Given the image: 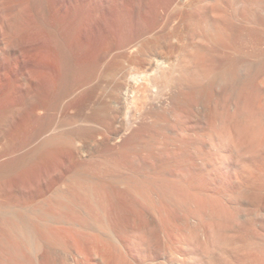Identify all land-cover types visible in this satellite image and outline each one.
Returning a JSON list of instances; mask_svg holds the SVG:
<instances>
[{"label":"bare ground","instance_id":"6f19581e","mask_svg":"<svg viewBox=\"0 0 264 264\" xmlns=\"http://www.w3.org/2000/svg\"><path fill=\"white\" fill-rule=\"evenodd\" d=\"M39 4L55 54L17 43L11 12L0 44L25 85L54 67L65 100L0 150V178L37 169L0 183V264H264V0L115 4L122 33L79 75L67 6Z\"/></svg>","mask_w":264,"mask_h":264},{"label":"rangeland","instance_id":"374dc122","mask_svg":"<svg viewBox=\"0 0 264 264\" xmlns=\"http://www.w3.org/2000/svg\"><path fill=\"white\" fill-rule=\"evenodd\" d=\"M27 1L28 0H26V1L25 0H17V1L16 0H13V1L12 0H7V1L6 0H0V25L2 24L5 27L6 19L11 18L9 13L10 12L13 13L12 18H14L13 19L14 22L17 21L18 24L15 22L17 24V26L22 22L18 26L19 28L17 29V30H19L20 35L17 33L15 34V38L17 39V40L15 39V40L17 41V43L23 42L21 44H25L28 41L29 43L30 42L31 43L35 42L36 44L40 43L42 46H44V44H45V47L43 49L48 50V48H50L51 49L50 51L53 54H55L53 51H54V49L57 50L55 48L57 46L52 45V44H56L54 41V36L52 38H50L53 33L51 31H49L44 25H42L43 24L42 21H40L38 19V12L36 10V8H37L36 5L39 3H33L34 1H32V0L31 1L29 0L28 2ZM39 1H40L39 5L40 6L42 5V7H39V5H38V8H40V9L42 8L41 10H44L43 11L44 15L43 14L42 15L44 16V18L47 19V20L45 19L46 21H51L56 16L55 12L57 13L60 10V6L63 7V9H65V10L68 8L69 11L66 10V15H69L70 19L67 17L66 20L70 21V23L67 22L68 24H70V26H69L70 30L69 29L67 30V34H68V31L70 33L67 35V42H68V46L72 44L71 46H69V49L71 47V49L74 50V51L71 50L72 57L74 56V60L76 59L79 62L78 63L75 60L76 61V68H77L76 70L78 72V75L80 72L79 70L85 69L88 65L92 64L91 63L92 61H95L98 59V58L97 59H95V58L100 54V52H101L100 49H102V47H103L100 45L105 46L106 44L110 43L109 41H111L110 39H112V38L109 36H112L114 33V36H113V38H114L116 35H120L122 33V32H118L122 28V26H121L122 24L117 25V22L122 23V20L119 21L121 19V15H119L120 13H117V11L119 10V9H117L119 6V3H120L119 7L122 6V7L126 8V10L130 8V13H131V0H117V1H119L118 3L115 0H84V4H81V3H83V0H80V1L76 0L77 2L75 0H73V1L69 0L70 2L68 0H65V2H64V0L63 1L62 0H38V2ZM55 1H57V2H55ZM61 1H62L63 6L61 3H58ZM121 2H123L122 4L124 6L121 5ZM53 3H55L56 6L53 5ZM78 3L81 4L82 6L79 5ZM51 4L55 8H57V9L59 8V10L58 11L53 10L54 8ZM58 4H59V7H58ZM115 4H118V6ZM3 5H5V6H3ZM19 5L23 6V7H20ZM32 5H35L36 8L34 9L35 6L33 7ZM64 5H65V7L67 6V8H65ZM2 9H6V10H2ZM1 10H2V12H1ZM51 10H53V12H54V13L52 12L53 14L51 13L52 15H50ZM75 10L77 11V13ZM48 11H49V14L47 13ZM67 11H68V13H67ZM78 11H79V13H78ZM127 12L129 13V10H127ZM45 13H47V15ZM115 13H116V15H115ZM130 13L128 14L129 16L131 15ZM20 14H22V15H20ZM77 14H79V15H77ZM5 15L7 17H5ZM53 15H54V17H53ZM8 16H9V18H8ZM16 16H17V18H16ZM117 16L119 18H117ZM4 19H5V21H4ZM15 19H17V20H15ZM20 19H22V20H20ZM116 19H118V20H116ZM34 20L36 22L38 21L37 22L38 24L41 22L39 24L40 26L38 24H36V22ZM107 21H109L108 22L109 24H107ZM103 22H106L107 26L109 25L110 28H112V29H110L109 27L107 28V26H105V27H103L104 28V30H103L102 29V26L104 25ZM99 23L100 24L102 23L103 25L102 24L100 25ZM113 23H114V26L116 24L118 28L117 27L114 28V26L112 27L111 25ZM120 26H121V28H119ZM71 27H73V28H71ZM20 29H21V32H20ZM114 29H116L118 31H115ZM4 30L6 31L5 28H4ZM105 30H108V33ZM102 31L104 33H102ZM116 32H118V33H116ZM5 35L6 34H4V36ZM103 35H104V37H103ZM105 35L108 37H106ZM17 37H20V38L22 37V38L18 39ZM102 37L105 39H103ZM22 39H23V41H20ZM52 39H53V41H52ZM107 39H108V41H106ZM102 40H103V42L105 41L104 42L105 44H103ZM48 41L50 43L52 42L51 43L52 48H51L50 43ZM72 41H73V43H72ZM46 42H48V44ZM29 43H27V44H29ZM1 44H0V150H11V149H18V148L20 149L24 145V143L38 129V126L41 123V121L49 118L53 112L55 113V111H57V109L55 107H57L58 104H64V102L62 103V100H65V98L63 96H61V97H63V99L58 101L61 103L57 102L58 104H55L56 106H53L54 100H55L54 95H53V91H56V89H57L56 87L59 86L60 82H59V80L57 81V79H58L57 75L58 74L57 73H56L57 75L55 74L56 70L54 71L55 68L52 66H50L51 70H49V68L47 69L46 67L39 68L40 71H42L41 75H40V72H38L36 74V72L39 71V69H36L35 70L36 72L33 70L34 71L33 74L35 73L34 75L36 76V78L38 77V79H37L38 81L36 82V78L34 76L33 78L35 80H33V83L30 86H29V84H26L29 86V87H26L25 83H23V81H22L23 78L20 75L21 70L17 69L15 66H13V65H15V63L13 61L14 59L12 58V56L9 57V55L7 53L8 48L6 47V45L3 46V44H5V43H1ZM73 46L75 47L74 49H73ZM46 47H48V48L45 49ZM98 49H99V52H98ZM5 51H6L7 55H5L6 54ZM57 54H58V52H57ZM57 54L55 56H57ZM92 56H94L95 58ZM7 57H9V58L7 59ZM92 58H94V59H92ZM90 59L92 61H90ZM12 63H13V65H12ZM79 64H80V66L82 65L81 66L82 69L79 66ZM83 65L85 66V68ZM11 66H13V67H11ZM77 66H79L80 69H78L79 67H77ZM88 68H87V70L85 69V71L88 72V70H90L91 66ZM4 70H6V71H4ZM7 71H8V73H7ZM77 72H76V75H77ZM82 73H83V71H81L80 75ZM16 74H17V76H20V77L18 78L16 76ZM20 80L22 82L21 84L19 83ZM22 84H24L25 86L24 85H23L24 87L20 86ZM57 84H58V86H57ZM34 86H36V87H34ZM27 89H28V91H26ZM54 94H55V92H54ZM51 96H53L54 100L51 98ZM16 156L17 155H12L10 158H15ZM30 164H28V165L23 164L24 166L21 165V167H18V169L16 168V170L10 172L9 175H6V177L8 176L7 178L6 177L0 178V183H2V182L5 183V181H6L7 183H10L13 185L19 184V185H23L25 188H27L28 186H29L28 188H30L32 185L35 184V181H37V178H36L37 169H34L35 166L33 167ZM32 165H34V164H32ZM21 176H24V179L22 181L19 180V178L22 179ZM35 178H36V180H35Z\"/></svg>","mask_w":264,"mask_h":264}]
</instances>
